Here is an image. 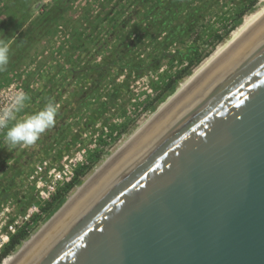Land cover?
Instances as JSON below:
<instances>
[{"label": "water", "instance_id": "95a60500", "mask_svg": "<svg viewBox=\"0 0 264 264\" xmlns=\"http://www.w3.org/2000/svg\"><path fill=\"white\" fill-rule=\"evenodd\" d=\"M13 264H264V14Z\"/></svg>", "mask_w": 264, "mask_h": 264}, {"label": "rangeland", "instance_id": "374dc122", "mask_svg": "<svg viewBox=\"0 0 264 264\" xmlns=\"http://www.w3.org/2000/svg\"><path fill=\"white\" fill-rule=\"evenodd\" d=\"M54 1L37 0L23 30ZM263 1L70 0L51 33L0 72V110L17 90L30 97L18 119L40 111L50 99L58 105L55 126L33 145L9 152L6 130L0 129V213L9 204L12 215H19L34 200L30 176L41 159L55 167L83 155L76 172L93 164L84 181L157 110L166 81L201 58L194 71L222 43L213 45V36L245 10L242 23ZM6 2L0 0V32L10 10ZM36 216L23 226L35 227L32 234L51 217L46 219L42 208Z\"/></svg>", "mask_w": 264, "mask_h": 264}, {"label": "trees", "instance_id": "16d2710c", "mask_svg": "<svg viewBox=\"0 0 264 264\" xmlns=\"http://www.w3.org/2000/svg\"><path fill=\"white\" fill-rule=\"evenodd\" d=\"M36 1L37 0H7L6 2V7L10 8V10L9 13L6 12L7 20L1 25L2 29L0 32V39H10L11 41L14 37L18 36V38L15 40L14 48L10 51L9 63L17 61L18 58L30 52L45 36L49 35L54 29L57 19L62 16V14L69 8L70 3V0H55L54 4L49 6L45 13L33 21L27 30H23L25 24L30 20L33 4ZM255 2L256 0H253V3ZM263 4L264 1L259 7H261ZM244 11L245 10H240L234 15L232 18V24L228 29L222 33L218 32L213 36V45H215L217 42H223L231 34V32L241 24ZM212 52L213 49L212 51L208 52L206 56L210 55ZM201 60V58H198L196 61L192 60L188 65L177 72L176 75L170 77L166 81L163 88V94H161L162 96H160L158 100L161 102L165 101L167 98L165 95H171L176 90L180 80L190 76L193 73L194 66L201 62ZM95 157H100V154H96ZM92 168L93 164L81 166L79 170H77L76 176L70 182L62 186L51 200L42 204L41 208L46 215V219L57 211L69 193L77 185L82 183L83 177L86 176L89 171L92 170ZM34 221H38L37 216L34 218ZM27 226L21 228L15 235L11 237L10 243L5 246L0 254V264L4 262L3 260L16 252L21 247L20 245L25 242L24 240H26L33 233V229L35 227Z\"/></svg>", "mask_w": 264, "mask_h": 264}, {"label": "built area", "instance_id": "2783aa9c", "mask_svg": "<svg viewBox=\"0 0 264 264\" xmlns=\"http://www.w3.org/2000/svg\"><path fill=\"white\" fill-rule=\"evenodd\" d=\"M86 151L83 150L82 154ZM84 156L75 157L64 161L55 167H51L49 161L41 159L34 165L30 180L35 185V198L27 208L19 215H12L9 204L0 213V254L3 248L10 243L11 237L31 219L41 212V206L51 200L58 190L70 182L76 173Z\"/></svg>", "mask_w": 264, "mask_h": 264}, {"label": "clouds", "instance_id": "9594fccd", "mask_svg": "<svg viewBox=\"0 0 264 264\" xmlns=\"http://www.w3.org/2000/svg\"><path fill=\"white\" fill-rule=\"evenodd\" d=\"M10 60V39H0V72L7 71ZM30 99L23 90H17L9 106L0 110V129L6 130L3 136L4 146L10 152L18 145H33L56 124L58 105L51 99L38 112L18 119L26 102Z\"/></svg>", "mask_w": 264, "mask_h": 264}, {"label": "bare ground", "instance_id": "6f19581e", "mask_svg": "<svg viewBox=\"0 0 264 264\" xmlns=\"http://www.w3.org/2000/svg\"><path fill=\"white\" fill-rule=\"evenodd\" d=\"M264 14V4L256 11L246 16L243 22L231 32L230 36L222 42L211 54L208 56L194 71L183 80L176 90L155 110L150 117L142 122L140 126L122 142L113 152L104 159V161L97 166L94 171L84 179L82 184L78 185L76 189L68 196L66 201L51 215V217L44 222L41 227L26 240L21 247L11 256L5 259L3 264H13L18 257L29 247V245L45 230V228L73 201L82 189L99 173V171L110 162L130 141H132L140 132H142L163 110L166 108L201 72H203L221 53H223L239 36H241L247 28H249L259 17ZM56 214V215H55ZM55 215V216H54ZM52 218V219H51Z\"/></svg>", "mask_w": 264, "mask_h": 264}, {"label": "crops", "instance_id": "0c3cea01", "mask_svg": "<svg viewBox=\"0 0 264 264\" xmlns=\"http://www.w3.org/2000/svg\"><path fill=\"white\" fill-rule=\"evenodd\" d=\"M1 157V156H0Z\"/></svg>", "mask_w": 264, "mask_h": 264}]
</instances>
